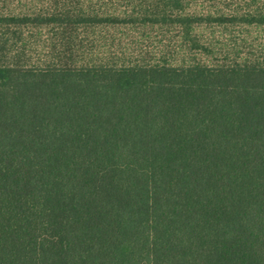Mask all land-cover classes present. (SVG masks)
I'll list each match as a JSON object with an SVG mask.
<instances>
[{
    "label": "trees",
    "instance_id": "16d2710c",
    "mask_svg": "<svg viewBox=\"0 0 264 264\" xmlns=\"http://www.w3.org/2000/svg\"><path fill=\"white\" fill-rule=\"evenodd\" d=\"M0 264H264V64H0Z\"/></svg>",
    "mask_w": 264,
    "mask_h": 264
},
{
    "label": "rangeland",
    "instance_id": "374dc122",
    "mask_svg": "<svg viewBox=\"0 0 264 264\" xmlns=\"http://www.w3.org/2000/svg\"><path fill=\"white\" fill-rule=\"evenodd\" d=\"M264 64V0H0V64Z\"/></svg>",
    "mask_w": 264,
    "mask_h": 264
}]
</instances>
